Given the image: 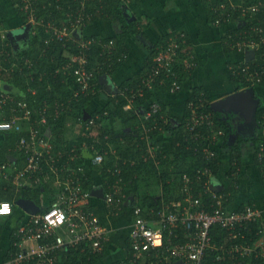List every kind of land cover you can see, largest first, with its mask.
Instances as JSON below:
<instances>
[{
    "label": "built area",
    "instance_id": "1",
    "mask_svg": "<svg viewBox=\"0 0 264 264\" xmlns=\"http://www.w3.org/2000/svg\"><path fill=\"white\" fill-rule=\"evenodd\" d=\"M88 0H80V6L74 11H68L66 17L59 22L58 19L43 22L37 20L32 13H27L28 23L32 25L31 34H36V26H41L45 37L43 43L48 47L51 43L57 42L65 46L69 42L76 43L75 52L72 53L68 62L63 65L62 70L67 71L79 90L75 93L77 97L80 93L93 91V80L95 79L96 69L89 67L88 50L94 40H85L78 30L82 29L93 16L86 12ZM129 1V0H120ZM212 3V0H206ZM89 5V4H88ZM208 7L216 14L213 24L219 26L231 20L230 14L238 17L252 18L261 7H264V0L246 3L245 0L237 2L235 0H220L214 7ZM8 38V34L0 28V43ZM264 45V31L260 27L254 26L243 31L240 40L235 44L237 53H247L249 60L237 70L250 86L259 85L264 78V63H259L257 67L249 65L251 54L259 51ZM116 52L113 40L103 44V54L107 58L113 57ZM5 59H10L8 53H3ZM43 55V53L41 54ZM264 56V53H263ZM125 58V57H124ZM17 58L13 57V60ZM247 59V58H246ZM13 61L11 69L24 67L32 69L35 65L29 58ZM121 61L122 58H117ZM253 61V60H252ZM195 56L188 38L183 31L173 32L169 35L165 46L160 48L152 58L150 67L140 77L138 83L132 87H126L120 94L125 97V110H131L133 104L139 99H143L148 91L154 90L157 85L168 87L170 94H176L181 90L180 70L189 72L195 67ZM0 62V81L2 75L9 71ZM180 76V77H179ZM100 82V77H99ZM35 95V90L27 89V94ZM119 93L116 92V94ZM7 101L11 103L9 118H5L0 113V132L4 133H23L14 146L24 156L25 166L22 169L12 166V164H0V178L3 177L19 187H26L32 182L38 183L39 178L34 179V175L44 176L43 164L48 165L50 170L56 166L62 157V151H53L51 142L52 131L48 127V116L44 114L47 106L41 110L34 109L30 102L25 99H17L8 92L0 95V107ZM59 102V101H58ZM53 102L51 107L54 110V117L64 111L65 102ZM202 105L191 101L187 106L190 116L185 123V129L191 136V141L195 143V152H203L204 157L210 159L213 154L212 140L217 139L221 132L211 138L202 130L206 126L209 130L212 127L211 115L202 111ZM161 106L157 101L150 102L140 118L141 134L148 135L149 132L156 130L159 123L157 116L160 114ZM107 113H105L106 115ZM98 115L93 118L84 119L85 129H90ZM140 134V138L142 135ZM200 147V145H202ZM261 157L264 159V145L261 147ZM16 158L12 157L11 162ZM102 156H95L91 163L93 165L102 164ZM57 167L55 168V172ZM11 170V174H9ZM80 170V169H79ZM60 171V170H59ZM113 174L120 175L121 170L115 167ZM213 176L208 167L197 168L192 174L182 175V189L186 198L183 202L170 201L162 203L161 207L155 212V218L148 219L146 212L134 204L128 205L130 199L126 198L118 188L109 187L112 192L103 190L101 197L105 206L109 210L110 216H118L124 209L129 208L133 217L129 233L130 254L119 264H204L208 252L219 249L226 256L249 257L254 253L250 246L231 244L228 248L217 246L211 234V228L219 227L224 233L228 234L226 240L231 243L244 237H237L241 233V228L249 223L255 222L262 217V210L247 207L242 211L229 209L224 201L211 192L215 200L212 210L199 208L200 201L195 198V192L202 188L204 193H209L210 186L208 179ZM46 180V177H43ZM122 178L119 177L118 181ZM63 188L57 200L46 210H40L36 205L26 209V215L20 222L10 230L9 235L13 239V250H9L7 258L0 260V264H54L53 254L58 249L75 250L80 249L81 253L90 257L102 250L104 243L109 239L107 229L101 225L98 216L88 208L91 194L83 190L80 183L71 177V169L68 168V175L61 182ZM25 201L26 199H18ZM213 206V205H212ZM125 207V208H124ZM6 208V210H5ZM13 215V206L9 201H0V218L8 219ZM158 223V227L151 225V221ZM246 229V228H245ZM243 230V229H242ZM2 229L0 226V237ZM151 252L154 260H148ZM90 257L88 260H90Z\"/></svg>",
    "mask_w": 264,
    "mask_h": 264
},
{
    "label": "crops",
    "instance_id": "2",
    "mask_svg": "<svg viewBox=\"0 0 264 264\" xmlns=\"http://www.w3.org/2000/svg\"><path fill=\"white\" fill-rule=\"evenodd\" d=\"M141 1L142 0L132 3L131 9L134 16H136V17L133 16V19L136 20V18H138L139 19L138 23L139 21L142 22L144 20L143 24L146 25L145 27H143L144 31L143 33H140L138 35L130 34L127 37L124 43L125 44L124 46L126 47L128 52L127 58L125 59L123 64L120 66V68L117 70V72L114 75L112 76L102 75L105 76V78L102 79L103 83L111 82V84L114 85L115 87L118 86V84H120L124 80L135 76L139 77L136 82L138 83L140 77L150 67V65L149 67H145L144 62H145V58L149 55L150 51H152L151 45L152 44L157 45L159 38H163L162 44L160 46L157 45L159 46V48L160 47L162 48L165 46V43L169 35L173 32L174 33L178 32V31H171V29L167 28V30H165L164 32H158L149 37L148 34L149 30L147 29L150 26V23H152L155 19H157L154 18V15H156V13L152 12L150 16L149 15L150 12H148L146 6H143L144 5L143 3H140ZM255 1L256 0H251L250 3ZM259 1L262 0H257V2ZM146 2L147 1L144 0V3ZM165 2L166 5L168 6V2L167 1ZM218 2H220V0H212L211 4L208 2H207L208 4L207 3L202 4L200 2V4H202L203 6L204 13H202V11L199 12L193 9L191 6H189V3L186 4L184 11L189 10L187 13H188V17H190L191 19L192 17L194 18L193 16L194 14H197L198 17L201 16V18H203V14H204L205 21L204 20L203 21L206 23L208 16L210 15L212 17L210 23H207V25L219 29L218 42L222 49L221 55L223 56V62L221 63V65H223V67L227 71V75L229 77L228 83L223 81L221 85L214 82L213 84H210L211 87H208L205 84L208 83L209 81H198L196 79V73L199 69V60L197 57V53L195 52L194 49L195 39L192 38V35L189 32L182 30L183 32H185L188 41L191 44V48H193L196 65L191 70H189L188 74L190 75V77L188 79H185L182 82L180 77L181 75L179 76L180 84L182 88L178 93L170 94L168 87L160 86V85H157V87L154 90L148 91V92H153V96H152L153 101H157L160 104L161 106L160 114L162 115L163 118L157 116L159 125L156 130L149 132L148 135L141 134L142 131L139 132V138H140V134L142 135V137L139 140L142 142L136 144V149L138 154L135 158L132 157L130 158L131 154L129 153L131 152V149L129 153H126L125 157H122V155H120V153L118 152L117 148L113 144L109 145V143H107L108 145L107 148L100 146L101 150L98 149V144L100 139L99 130L109 128L112 125H113L112 127H114V130L121 129L122 128L121 122L118 119L114 120L115 122L110 123L111 122L110 117L108 116L104 118L102 117L96 124L98 127L94 128L93 126L90 129L86 130L82 123H78L76 120L74 121L73 119L71 120L70 118L72 117L69 116L71 114L66 113L64 116L65 121L63 123V126L61 127L62 129L60 130L61 133L58 132L60 133V135L56 134V138H55L53 127L50 126V124L58 121V119L60 118L59 116L61 115L54 117V110L51 107H49V105L46 102L42 104L43 100L39 102L40 106H38L37 108L35 107L34 105L35 101L31 102V99L38 93L36 88H32L35 90V95H31L30 93L28 94L23 93L22 95V91L18 90L20 92L18 99L27 100L28 102H30V104L34 109L41 110L44 106H47L46 112H44V114L48 116V127L52 131L51 142L53 146V151L54 152L62 151V157L60 158V161H58V163L56 164V166L53 168L52 171L50 170L48 165L43 164L42 170L44 172V176H40L37 174L34 175V179L39 178L40 182L38 183L32 182L31 185H27L26 187L25 186L19 187L14 185L12 181H9L8 178L7 179H4L3 177L0 178V188H1L0 196L5 197L9 195L13 198H16L15 201L16 213L13 214L11 218L4 220L2 219L4 222H8L7 225L11 222H14V224L13 227L10 225L9 226L6 225L5 228L1 227L2 235L0 237V260L6 259L7 253L9 252L10 249L9 244L11 237L9 235V232L20 222V220L24 217V215H26L27 212L26 209H28L29 206L33 207V205H36L38 208H40V210L43 211L48 209L51 206V204L57 200V196L59 195V193L63 188L61 182H63L65 176L68 175V168L71 169V177L73 178V180H75L77 183H80V186L83 188V190H87L90 192L91 197L89 199L90 201L88 204V208L90 210H93V212L98 216L101 225H103L107 229L108 231L107 233L109 235V239L104 243L102 250L93 256L92 262L90 264H119V262L124 260L126 256L130 254L129 233L133 220L131 210L129 208H126L123 210L122 213L120 212L118 216H110L109 210L105 206V203L103 202V199L101 197V193L103 192V190H105L106 192H112L109 190V187L118 188L119 191L122 194H124L126 198L130 199V203L128 205L134 204L138 206L136 204L138 202V194H137L138 192L136 193L134 190L131 189H130L131 192H126L125 189L122 188L120 185L123 180V177H122V169L119 166H122V164H126L127 162L132 166L136 161L144 159L146 162L152 161L156 170L161 171L160 167L161 165H163L162 161L166 160V156H162L161 158L162 149L158 145L160 143H158V141H156L157 144L154 143L151 136L155 134L153 138H155L156 140H160V142L161 140H163L162 141L163 145L166 147V149L169 152H171V145L169 146L168 144V136L171 135L170 133L166 134L163 131L164 126L167 124L168 121H171L173 124H177V125H180L183 122L184 131L186 134L185 142L189 143L191 136L189 132H187V130L185 129V123L190 116V112L187 109V106L192 101L196 104L199 105L201 104L202 111L205 112L206 114L211 115V120H212L211 129L209 130L205 125L202 126V130L205 132V134L209 135V137L212 140V137L214 135L221 132V135H219L217 139L212 140L213 144H211L210 146L213 149L212 151L213 154L210 159L205 158L203 152H198L202 155L205 164L210 166V168L209 167L208 168L211 169L213 174V176H211V178L208 179L210 186L209 193H204V190H202V188H199L195 192L194 195L195 198H197L200 201L199 208L206 210H212L214 208L215 200L212 198V195L210 194L211 192H213L219 197H221V199L224 201V204L227 205L229 209L235 211H242L247 207H253V208H257L258 210L259 209L262 210L261 218L257 219L255 222L249 223L246 227L240 229L241 233H239L237 237L242 236L244 237V239H238L236 240V242L231 243L230 241L228 242L226 240V236L228 237V234H226L216 241L217 246L219 247H224L226 245V247L228 248L231 244L250 246L252 247V249H254L253 255L249 257L247 256L246 258L240 256L234 257L233 255H229V254L228 256H226L224 252H222V250L219 249L220 253L217 255V259L223 261L227 258L228 264H244L246 260L247 261L245 264H249L251 262H255L254 264H264V190L259 192V188L256 183L259 178L261 182L264 184V179H263L264 159L263 157L260 156L261 147L264 145V103L260 98L259 91L257 92V90H259L260 87L264 86V84L262 85L264 78L259 85H255L252 86V88H250L249 83L246 82V80L243 77H241V74L237 70L239 67H242V65L244 66L248 62L246 59L248 58V54L246 52L237 53L235 51V44L240 40L243 31H246L254 26H258L261 28L262 31H264V7H261L259 12L256 15H254L252 18L244 19L242 17H238L235 14L233 15L230 14L231 20L229 22L222 23L219 26H215L212 21H214V18L216 17L217 13H214L210 7H206V6L217 4ZM161 4L162 3H160L159 5ZM166 5H163V9L166 8ZM215 6L217 5H214V7ZM188 7H191L192 9H189ZM167 14L169 15V18L168 19L166 18L165 20L163 19L165 22H167L169 19L172 18L171 12H167ZM177 17L180 18L182 21L183 18H185L182 16L181 12L178 13ZM254 18L255 21L258 20V22H252L251 20ZM260 21H263V23H259ZM192 23H196V21H192ZM118 25L115 24V28H116L115 33H119L120 31V29H118ZM139 26L140 25H138L137 27L139 28ZM104 31L106 32L105 33L101 32L102 35L111 36L109 30L105 28ZM204 31H205V26L203 28V33ZM96 33L97 32L92 34H96ZM196 37L199 38V35H196ZM135 38L140 42L139 45H141L142 51L141 53L140 52L136 53V57H135L136 61L134 62L135 65L133 67L132 64L130 63L127 64L128 62L127 60L131 56V47L133 43L136 42ZM148 38H150L151 42L149 41ZM50 45L48 47L44 46L42 49L40 48L39 58L46 57L45 61L49 59L48 56H46V53H50L48 51ZM257 52H255L254 56L251 55L250 58L251 62H249V65L253 66L254 68L257 67L259 63H264V56H263L264 49L260 56H257L256 54ZM42 53L43 55H41ZM64 56L65 58L68 57L66 54H64ZM67 62L68 61H65L64 64H66ZM63 65L60 67L61 69ZM180 72L187 73L186 71L183 70H180ZM220 72L222 75L221 70ZM102 76H100V78ZM188 82H190V85H188L189 89H187V95L183 101V105H180L181 109L179 110L177 106L178 104L177 96L184 90L185 85ZM101 85L103 86V84ZM132 86L134 85H130L129 87ZM103 88L104 91L103 93L101 92L99 94L98 100L91 101L90 104H87L86 106L87 108H94V106L102 107L103 104L109 102L116 95V93L108 92L105 86H103ZM160 88L163 90H160ZM213 88L214 89L217 88L218 90H226L227 88L228 89L226 92L220 94V93H215V90H213ZM27 89H29V87ZM196 92L197 94L195 95V97L192 98L191 97L192 94ZM246 92H248L250 95L249 99L245 96ZM168 96L174 97L175 99H170ZM123 98L125 99L124 96ZM65 100L60 102H64ZM243 102L245 103V107L244 109L240 110ZM216 103L223 104V106L220 105L221 106L220 108H222V110L215 111L213 105L215 106ZM253 105L255 106L252 109ZM206 107H208L209 109H207ZM123 110L129 111V110H125L124 106H123ZM145 110L146 108L143 110V112ZM184 112L187 114L186 118H183ZM212 112L218 114L221 120L226 123L229 129L228 133H225V131L222 129H216L213 121ZM174 116H176V118H174ZM143 119L144 118L142 116V122H145ZM178 121H182V122L179 123ZM75 128L78 129V131L80 132L79 134L80 137L78 138V140H80L82 136L81 128H84L85 131L87 132H91L89 134L90 135L89 140L81 143H79L78 140H75L74 142L68 141L67 138L70 137L68 136L67 133L69 131H72L71 129H75ZM136 128L135 130H137ZM65 136L68 137L66 138ZM108 138L110 139L109 135L107 133L104 134V140H107ZM118 140L120 142V145L127 144L126 143L127 141H124L125 139L122 136L121 138L119 137ZM231 141H233V143ZM192 143L193 145H195L194 142ZM190 146L191 145H189V147ZM202 146L203 144L200 145V147ZM104 148H105L104 153H101V151ZM186 148H188V144ZM193 150L195 151V147H193ZM99 154L102 156L103 159L102 164L97 166L93 165L91 163V160ZM171 154L172 153H170L169 155ZM232 155L240 156L239 160H237L236 158H234L233 160L231 158ZM12 157L16 158L15 162H11ZM216 158L218 159L220 166L215 174L213 173L211 164L215 161ZM4 159L5 160L0 161V164L10 163L12 164V166L17 167L18 169H22L25 166V161H23L24 156L18 151L17 148H15L14 145L11 152L6 153V157ZM167 160H172V158L169 157V159ZM165 164L169 165L168 162H166ZM106 165H108L106 167L108 168V171L111 170L110 176H113L115 178L114 181H111L107 176L102 180L99 168H102ZM56 167H57L56 169L57 171L55 172ZM92 167H94L95 169ZM115 167L120 168L121 170L120 175L113 174V170L115 169ZM169 167L173 169L172 164ZM11 172L12 171L9 170V174H11ZM171 173L173 172L171 171ZM183 174H187V173H183ZM182 175L180 178V183H178L179 181L178 175L176 176V174H171L170 177L165 181V183H168V186H164L160 182V179L158 178H156L157 180H154V178L149 179V178L141 177L140 179L143 184L142 185L143 191L142 193L139 192V196L143 199H146V201H148L147 203H150L151 202L150 200L153 198L154 200L159 198V200H161L159 205L160 207L163 202L164 203L170 201L183 202L186 196L183 193V189H182V185H183ZM43 177H46L45 181L43 180ZM119 177L122 178L121 181H118ZM35 191L38 192V196L40 200L38 202H35L27 197L26 198L22 197L24 193L32 195V192ZM248 192H252L255 194H251L250 196L245 197L244 194ZM20 193L21 195H19ZM164 196H166L168 200H164ZM178 197L181 198L178 199ZM18 199H26L23 207L17 205V202L19 201ZM5 201H9V200H5ZM148 205L149 204H146L142 209H144L145 212H148L152 218H155V212L160 207L158 209H155L153 206L150 207ZM97 211L99 212L97 213ZM103 216H105L107 220L110 219L109 221H112L113 225L105 226L103 224L104 223ZM2 220H0V223L2 222ZM155 220L156 219L151 221V225L157 228L158 223ZM3 238H5L6 240L4 241ZM247 238L250 239L246 240ZM11 250L14 251V247ZM62 252H64V249L60 248L53 254L54 264H65L66 257L62 254Z\"/></svg>",
    "mask_w": 264,
    "mask_h": 264
},
{
    "label": "trees",
    "instance_id": "3",
    "mask_svg": "<svg viewBox=\"0 0 264 264\" xmlns=\"http://www.w3.org/2000/svg\"><path fill=\"white\" fill-rule=\"evenodd\" d=\"M139 0H130L131 3L138 2ZM237 2H241V0H235ZM246 3H249L251 0H245ZM14 11L16 15L18 16L20 23L23 25H26L28 23V15L27 13H32L36 19L42 20L44 23L47 21H51L52 19H58L59 22H61L65 17L67 12L74 11L77 9V7L80 6L79 2L80 0H10ZM87 9L86 12H89L92 14L93 18L91 21L87 22L85 27L82 29V32L85 31V29L92 24H96L97 22H102L105 25V28L109 30L111 36H104L101 34V32H98L96 34L90 33L87 35L86 33L83 34V39L85 40H94L92 44L90 45V48L88 50V57H89V67L96 69L95 79L93 80V91H89L87 93H80L77 97H75V93L79 90V86L75 83V81L72 79V76L65 70H62L60 67L65 63V61H68V57L75 52L76 49V43L69 42L63 46L60 43L54 42L51 43L49 52L46 53V56H48V60L45 61L46 57H40V48L42 49L45 45L43 43V39L45 37L44 30L41 26H36L35 31L36 34L32 35L30 32V39H29V46L27 49H20L19 51L14 47L12 42H9L8 40H5L4 42L0 43V62L9 70L11 68V64L13 61H20V66L23 67V61L21 59L29 58L35 65L32 67V69H28L24 67L23 69H19L17 67H13V69L9 70L7 73H4L2 75V80L5 83H8L11 85V87L18 88L23 93H27V88H36L37 94L32 97L31 102L35 101V107L37 108L40 106L39 102L42 101L43 103H47L49 107H53L51 103L58 102L65 100L66 106L64 107V111L61 112L59 115L60 118L58 121L53 122L50 124V126L53 127L55 138L56 134L60 135L61 133V127L63 126V123L65 121V114H71L74 121L76 120L78 123L86 122L84 120V113L86 114V119H89L90 117L93 118L95 115H98V119L95 120L94 128L98 127L96 124L98 121L103 117H110L111 122H115L114 120H119L121 122V129L114 130V127L110 126L109 128L100 129L99 132V144L98 149L101 147L107 148V143L113 144L120 155L122 157L126 156V153L131 152L129 154L130 158H135L138 154L136 149V144L141 143L139 139V132L141 131L140 128V121L139 118H141L143 110L147 107V105L153 101V92L146 93L145 97L143 99H139V101L135 102L134 107L129 111H124L123 106L126 104V100L123 98L122 94H120V91H122L129 87L130 85H135L138 76L128 78L118 84L116 86L119 90V93H117L113 99H111L109 102H106L103 104L102 107H99L96 110H91L87 108V104H90L91 101L98 100L99 94L104 91L103 86L99 82V77L102 75L112 76L114 75L117 70L120 68V66L123 64L125 59L127 58V49L124 46L125 40L127 37L131 35L137 34L138 25H140V21L138 23H134V21L128 22L124 15V9L126 10V7L122 5L120 0H88L87 1ZM202 4H206V0H200ZM89 4V5H88ZM208 4V3H207ZM219 2L217 3V5ZM132 6V5H131ZM208 7V6H206ZM132 15H134L132 13ZM258 18V17H256ZM212 17L209 15L207 18V23H210V20ZM1 26L4 22L2 18H0ZM252 22H258L255 21V18L251 20ZM213 22V21H212ZM259 23H263V21H260ZM115 24H119L120 32L115 33L116 28ZM136 24V25H135ZM146 25H142L141 27H145ZM88 27V28H89ZM118 27V29H119ZM230 31V30H229ZM81 34V32H80ZM165 36V35H164ZM134 37V36H133ZM162 39L159 38V41L157 42V45L162 44ZM113 40L116 47V52L111 58H107L105 54H103V44L107 43L108 41ZM38 46V47H36ZM159 46L155 47L150 51L149 55L145 58L144 65L145 67H149L150 63L152 62V58L157 54L159 51ZM191 47V44H190ZM264 49V45L258 51L256 54L257 56H260L262 51ZM193 50V48H192ZM3 53H8L10 55V59H5V56ZM64 54H66L68 57L65 58ZM13 57L17 58L13 60ZM121 57L122 60L118 61L117 58ZM125 57V58H124ZM260 60V58H259ZM181 75V81L183 82L185 79H188L190 75L187 73L180 72ZM0 81V95L3 94V84ZM264 84V80L262 82V85ZM160 90H163L160 88ZM195 92V91H194ZM11 96L18 99L20 92L19 91H12L8 92ZM196 93L192 94V98L195 97ZM191 99V98H190ZM11 103L7 101L5 104L1 105L0 111L6 112L4 114L5 118H9L11 115L10 112ZM96 106H94V109ZM209 109L208 107H206ZM52 110V109H51ZM208 111V110H207ZM0 112V113H1ZM164 112V111H163ZM98 113V114H97ZM105 113H107L105 115ZM259 114V113H258ZM186 113L184 112L183 118H186ZM213 121L215 124L216 129H222L225 131V133H228L229 129L224 121L221 120L218 114L213 113ZM181 123L182 121H178ZM96 125V126H95ZM92 126V127H93ZM51 127V128H52ZM137 127V128H136ZM129 128V129H128ZM135 128L137 130H135ZM82 129V136L80 140H78L79 143L89 140L90 133L85 131L84 128ZM107 129V130H106ZM128 129V130H126ZM105 130V131H103ZM163 131L166 134H169L171 136H168V144L171 145V152H169L166 147L163 145L162 141L156 140L153 138L155 134H153L152 140L154 143L157 144L156 141H158V144L162 149V156H166V160L172 158V160H165L162 161L160 170L157 171L152 161L146 162L144 159H141L139 161H136L132 166L127 162L126 164H122V177L123 180L121 182V187L125 189L126 192H131V190H134L138 194V202L136 203L139 207L143 208L146 204H149L148 206L154 207L155 209H158L160 206L161 200L158 199H149L151 202L147 203L146 199H143L139 196V192L142 193L143 187L141 182L142 178H154V180H157L156 178L160 179V182L164 186H168V183H165L166 179L170 177L171 174L178 175V183H180V178L183 173H194L197 168H201V166H207L210 168L209 165L205 164L202 155L198 152H195L193 150V145L191 138L189 140V143L185 142V131H184V125L183 122L180 125L173 124L171 121H168L167 124L164 126ZM60 132V133H58ZM85 132V133H84ZM109 132V133H108ZM108 134L110 139L104 140V134ZM4 133L0 132V161L5 160L6 153H10L13 149V145L17 141V138L23 133ZM121 136L125 139L124 141H127L125 145H120L119 137ZM223 137V136H222ZM59 138V136H58ZM54 140V137H53ZM136 141V142H134ZM188 144V148H186ZM128 145V146H127ZM167 145V144H165ZM189 145H191L189 147ZM105 148L101 151V153H104ZM101 150V149H100ZM172 153L171 155H169ZM128 154V157H129ZM168 155V156H167ZM121 157V156H119ZM231 158L234 160L236 158L239 160L240 156L232 155ZM84 161V160H83ZM166 162L169 163L165 164ZM121 164V163H119ZM172 164L173 169H171L169 166ZM108 165L99 168L100 175L102 180L106 178V176L111 180L114 181L115 178L113 176H110L111 170L108 171V168H106ZM220 166V163L218 159L216 158L215 161L211 164L213 173L216 174ZM94 168V167H92ZM95 169V168H94ZM97 170V169H96ZM231 170V169H230ZM171 171L173 173H171ZM176 172V173H175ZM229 173V172H228ZM90 183V180H89ZM92 183V182H91ZM124 185V186H123ZM92 186V185H89ZM1 189V188H0ZM179 194V193H178ZM21 195V193L19 194ZM24 198H30L31 200L38 202L39 196L38 192H32L31 194L22 195ZM18 198V197H17ZM177 198V197H176ZM175 198V199H176ZM181 197H178L180 199ZM3 200H9V202L12 203L13 206V214H15L16 205L15 201L16 198H13L11 196H0V201ZM164 200H168L166 196H164ZM148 219H151L152 217L148 212L145 213ZM12 217V216H11ZM10 217V218H11ZM258 225V224H257ZM256 226V225H255ZM211 234L213 235L215 241L219 240L221 237L226 235L219 227L214 226L211 228ZM248 237V236H247ZM250 238H247L248 240ZM13 239H10V249H13L12 246ZM220 253L219 250L208 252L206 254L204 264H228V259L220 260L217 259V255ZM62 254L66 257L65 264H90L92 262L93 256L90 257V254L87 255L80 252V249L75 250H64ZM153 253L151 252L148 260H154ZM90 257V260H88ZM7 258V257H6ZM255 262H251L249 264H254ZM262 263V262H260Z\"/></svg>",
    "mask_w": 264,
    "mask_h": 264
},
{
    "label": "rangeland",
    "instance_id": "4",
    "mask_svg": "<svg viewBox=\"0 0 264 264\" xmlns=\"http://www.w3.org/2000/svg\"><path fill=\"white\" fill-rule=\"evenodd\" d=\"M146 1H147L146 2L147 4L144 3V0H142L140 3H143L144 5L143 4H141V5L147 7L148 12H150V14H149L150 16H151L152 12H155L156 15H154V18H157L152 23H150V26L147 29V30H149L148 31L149 37L158 33V32H164L165 30H167V28L171 29V31H182V30H184V31L189 32L192 35V38L195 39L194 49H195V52L197 53V57L199 60V69L196 73V79L198 81H209L208 83L205 84L208 87H211L210 84H213L214 82L221 84V85H222L223 81L228 83L229 77L227 75V71L225 70L223 65H221V63L223 62V56L221 55L222 49H221V46L218 42V40H219V37H218L219 29L207 25V23L204 22L205 21L204 14H203V18H201V16L198 17L197 14H194L193 15L194 18L192 17V19H191L190 17H188V13H187L189 10L184 11L186 4L189 3V6H191L193 9H195L199 12L202 11V13H204L203 6H202V4H200L199 0H146ZM165 1L168 2V6L166 5ZM121 3H122V5H124L126 7V10L124 9L123 13H124L126 19L128 20V22L130 23L129 20H131V21L133 20L134 23H136L139 19L138 18H136V20L133 19L134 15H132V9H131L132 3L130 2V0L129 1H121ZM160 3H162V4L159 5ZM163 5H166L165 9H163ZM191 7H188V8L192 9ZM167 12L172 13V18L169 19L167 22H165L164 20L166 18L167 19L169 18V15L167 14ZM179 12L182 13L183 17H185V18H183V21L177 17ZM134 17H136V16H134ZM0 18H2L4 20L2 26L0 23V28L3 31H5V33L8 34V38H5V40L12 42L14 47L18 51L20 49H27L29 46L28 41L30 39V32L32 30V25L26 24V25L22 26L18 16L16 15V13L14 11V8H13L10 0H0ZM192 21H196V23H192ZM143 23H144V20L140 23V26L138 28L139 31L137 32V35L140 33H143L144 29H143V27H141L142 25H144ZM100 25H105V24L102 22H97L96 24H92L90 27L88 26L89 28L87 27L84 32H82V29L85 26L82 29L78 30L77 32H78V34H79V32H81L82 37H83V34H85V33L87 35H89L90 33H95V32H97V33L98 32H104L105 33L106 32V31H104L105 26L102 27ZM204 26H205V31L203 33ZM118 27H119V25H118ZM119 29H120V27H119ZM196 35H199V38H197ZM148 39L150 41V38H148ZM135 40H136V42L133 43V45L131 47V56L127 60L128 61L127 64L130 63V64H132L133 67L135 65L134 62L136 61V58H135L136 53H139V52L141 53V51H142V47H141V45H139L140 42L136 38H135ZM152 45H151L152 49L157 47L156 44H152ZM36 47H38V46H36ZM219 68L222 71V75H221ZM188 85H190V82L186 83L184 90L177 96L178 97L177 106H178L179 110L181 109L180 105H183V101L187 95V89H189ZM2 86L4 88H10L11 87V85H9L8 83H5V82ZM250 88H252V86H250ZM12 89H13V91L19 90L18 88H15V87H12ZM227 89L226 90H218L217 88H215V89L213 88V90H215V93H220V94L223 92H226ZM258 91L260 94V98H261L262 102L264 103V86L260 87V89L257 90V92ZM168 97L170 99H175L174 97H170V96H168ZM99 107H101V106H99ZM99 107H96L95 109L94 108H89V109L96 110ZM244 107H245V103L243 102L240 110L244 109ZM84 114L86 115L87 113H84ZM69 116H71V115H69ZM174 118H176V116H174ZM70 119L72 120L73 117ZM71 130L72 131H69L67 133L70 138H67L68 136L67 137L65 136V137L68 139V141L74 142L75 140H78V138L80 137V135H79L80 132L76 128L71 129ZM230 136H233V135H230ZM231 142L233 143V141H231ZM256 183L258 185L259 192L263 191L264 190V184L261 182V180L259 178H258V181ZM251 194H255V193L248 192V193L244 194V196L248 197ZM98 212L99 211H97V213ZM2 219L4 220V218H0V220H2ZM3 220L0 223V225L2 228H5V226L7 225L8 222H4ZM109 220H107L106 217L103 216L104 223L103 222L102 223L105 226L113 225V222L109 221ZM13 224H14V222H11L7 226L10 225L13 227ZM3 240L5 241L6 239L3 238ZM246 261L244 262V264L246 263Z\"/></svg>",
    "mask_w": 264,
    "mask_h": 264
},
{
    "label": "water",
    "instance_id": "5",
    "mask_svg": "<svg viewBox=\"0 0 264 264\" xmlns=\"http://www.w3.org/2000/svg\"><path fill=\"white\" fill-rule=\"evenodd\" d=\"M251 55H252V54H251ZM247 60H249V58H247ZM103 78H105V76H102V77L100 78V82H101V84H103V86H105V88L107 89L108 92H110V93H116V92H118V88H117L116 86L114 87V85H112L111 82L103 83V81H102ZM3 90H4L5 92H12V91H13L12 87H10V88H4V87H3ZM250 92H251V91H250ZM245 96L249 99V96H250V95H249L248 92H246V95H245ZM220 105L223 106L222 103H216L215 106L213 105L215 111L222 110V108H220V107H221ZM254 106H255V105L252 106V109H253ZM83 118L86 119V115H84ZM24 203H25V201H23V200H19V201L17 202V205L23 207Z\"/></svg>",
    "mask_w": 264,
    "mask_h": 264
},
{
    "label": "snow or ice",
    "instance_id": "6",
    "mask_svg": "<svg viewBox=\"0 0 264 264\" xmlns=\"http://www.w3.org/2000/svg\"><path fill=\"white\" fill-rule=\"evenodd\" d=\"M5 210H6V208H5Z\"/></svg>",
    "mask_w": 264,
    "mask_h": 264
}]
</instances>
